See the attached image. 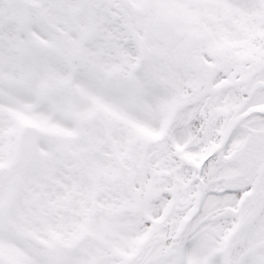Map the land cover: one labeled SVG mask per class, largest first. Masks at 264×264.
I'll return each mask as SVG.
<instances>
[{
  "label": "snow or ice",
  "instance_id": "6c2138e0",
  "mask_svg": "<svg viewBox=\"0 0 264 264\" xmlns=\"http://www.w3.org/2000/svg\"><path fill=\"white\" fill-rule=\"evenodd\" d=\"M0 264H264V0H0Z\"/></svg>",
  "mask_w": 264,
  "mask_h": 264
}]
</instances>
